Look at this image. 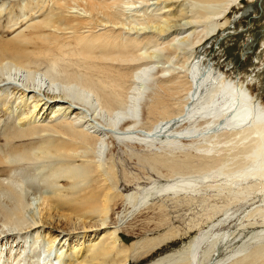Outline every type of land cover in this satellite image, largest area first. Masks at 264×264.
Returning <instances> with one entry per match:
<instances>
[{
    "label": "bare ground",
    "instance_id": "6f19581e",
    "mask_svg": "<svg viewBox=\"0 0 264 264\" xmlns=\"http://www.w3.org/2000/svg\"><path fill=\"white\" fill-rule=\"evenodd\" d=\"M255 1L0 0V264H224L238 233L202 228L143 263L190 231L170 223L163 198L179 205L222 174L233 199H259L241 226L263 227L226 264H264V237L251 245L264 236V98L206 46ZM130 139L168 148L138 159L174 179L120 190L113 149ZM44 226L71 235L72 257L61 233L42 242Z\"/></svg>",
    "mask_w": 264,
    "mask_h": 264
},
{
    "label": "rangeland",
    "instance_id": "374dc122",
    "mask_svg": "<svg viewBox=\"0 0 264 264\" xmlns=\"http://www.w3.org/2000/svg\"><path fill=\"white\" fill-rule=\"evenodd\" d=\"M245 2L246 1H244V3ZM254 3V9H252V12L250 14H245L244 16H242L239 20H237L235 26L232 22L231 27L228 28V31L226 30L227 32L221 31L222 33H219L217 38H222H219L221 39L219 40V42L217 41V38L215 39V37L209 40V43L206 45L208 51L207 56L218 63L219 67L221 66L222 70L226 71L231 77L235 76V78H237L240 75L245 81L252 78L251 81H253V83L250 84L251 89L264 98V47H262V43L264 41V0H257ZM253 7L251 6V8ZM236 12H241V9L238 5L235 6L230 12V17H233ZM0 36L9 37L10 34L7 32H0ZM249 36H251L252 38H250L252 40H255V42L253 44V47H248V49H246V45H243V41L244 39L247 40ZM220 46H222L221 49L218 48ZM23 103L24 102H22V104ZM27 109L28 106H26V110ZM132 141L133 139L131 140V142L129 141L130 143L118 140L114 147L115 149H113L114 158L117 162L116 167L118 170V174L120 175V190L127 194L136 191V189H138L137 187L140 188L145 185H150L152 181L163 184L174 179V176L166 174L165 176H163L164 174L159 175L160 172H157L155 168H153L150 164L142 163L138 159V155L144 152H165L168 148L160 147V145H152L150 148L144 143ZM189 147L191 150L195 149L193 151H196V148L194 146ZM182 149L183 147H178V149L175 148V151L181 152ZM184 149L187 148L184 147ZM1 168L6 169L7 166L2 165ZM122 170H125L131 177H133L130 182L124 181V179L122 178ZM162 170L165 171V169ZM210 178V181L208 178V180H205L206 182L203 181L204 183L199 182L196 185L197 189H195L194 191L191 189L194 193L189 190L188 192L186 191L190 195L192 193L193 196L190 197V195H187L186 200L189 201L183 200V202L180 201L182 203L179 202V205H175V203L171 202L172 200L163 198L165 201H167V204L170 205H168V216L170 215V223L178 228L180 227L181 229L190 231L185 237L173 240L166 246L158 249L152 256L146 258L143 263L158 259L160 258V256L168 254V252L172 251L173 249L181 247L183 244L189 242V240L199 234L200 228H202L201 231L211 230L213 232H218L232 230L238 233V237L234 239L233 242H231L229 247H225L224 249H222L218 255L219 258H224V261L229 263L233 259V255L235 254L236 249H238V246L243 244L245 240L250 239L254 232L263 230V227L259 224H249L245 227H242V219L239 220L238 218V216L242 218L246 217L245 219H243L244 224L254 222L252 220H249V212L252 210L253 206V204L251 203L254 200L256 201L257 199L253 198L255 196L254 194L249 195L247 198L233 199V194H231L233 190L229 191L227 187V189L224 187L225 185L230 184V182L226 180L225 175L222 174L221 176H217L216 178L214 177L215 179H212V177ZM126 182L127 185L125 184ZM207 183L218 184L219 187H216V185H213L214 187H210L211 185L207 186ZM228 193H230V196H228ZM183 194H185V192ZM183 194L181 195L183 196ZM158 198L156 199H162L161 197ZM248 198L251 200H249ZM257 201H259V199H257ZM47 202V195L46 197H44L43 194L40 201L38 202V208L40 210H36V215L43 212L44 205H46ZM220 219L224 220V222L225 219H228V221H226V223L223 222L222 225L214 226L213 223H216ZM196 224H198V227H196ZM190 227H193L192 230L190 229ZM54 228L50 226H44L42 228V235L40 239H42V242H44L45 245H47V242L52 238V232L50 231H54V235L61 233L59 231H56ZM48 232L49 234H47ZM157 233L158 232H156V234ZM66 236L67 234L61 233L56 240V245L58 244V246H61L63 243H65L64 247L66 246V250H69L68 256L72 257L74 255V249L67 248L69 247V238L71 235H68V239H66ZM82 236L83 235H78V237H76L74 235L76 239H78L79 241L81 240L80 242L84 241V238H81ZM91 237H93V235ZM263 237L264 236H260L256 240H251V245L254 244L257 240L263 239ZM139 238V236L135 237V235H130L128 241L129 243H132L139 240ZM87 244L88 242H86L85 245ZM208 245L209 244L206 242L203 247L206 248ZM79 253L80 251H77L75 252V255L78 256L80 255ZM226 262L224 264H226ZM134 264L140 263L136 261L134 262Z\"/></svg>",
    "mask_w": 264,
    "mask_h": 264
}]
</instances>
